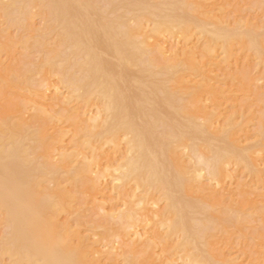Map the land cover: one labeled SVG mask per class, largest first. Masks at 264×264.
I'll use <instances>...</instances> for the list:
<instances>
[{
	"label": "bare ground",
	"instance_id": "6f19581e",
	"mask_svg": "<svg viewBox=\"0 0 264 264\" xmlns=\"http://www.w3.org/2000/svg\"><path fill=\"white\" fill-rule=\"evenodd\" d=\"M263 13L0 0V264H264Z\"/></svg>",
	"mask_w": 264,
	"mask_h": 264
},
{
	"label": "rangeland",
	"instance_id": "374dc122",
	"mask_svg": "<svg viewBox=\"0 0 264 264\" xmlns=\"http://www.w3.org/2000/svg\"><path fill=\"white\" fill-rule=\"evenodd\" d=\"M263 15H264V13L261 15V19L264 21ZM259 31H260V33H264V23H263L262 29L259 30ZM262 71L264 72L263 69H262ZM258 87L261 88V89L264 88V80L263 79H261L258 82ZM85 215L88 216V219H91V220L92 219H94V220L96 219V215H94V212L91 210V206L90 205L87 206V211L85 212Z\"/></svg>",
	"mask_w": 264,
	"mask_h": 264
}]
</instances>
